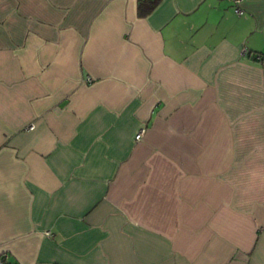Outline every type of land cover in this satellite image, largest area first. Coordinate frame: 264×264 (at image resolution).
<instances>
[{
  "label": "crops",
  "instance_id": "0c3cea01",
  "mask_svg": "<svg viewBox=\"0 0 264 264\" xmlns=\"http://www.w3.org/2000/svg\"><path fill=\"white\" fill-rule=\"evenodd\" d=\"M140 1L0 0L14 264H264V0Z\"/></svg>",
  "mask_w": 264,
  "mask_h": 264
},
{
  "label": "trees",
  "instance_id": "16d2710c",
  "mask_svg": "<svg viewBox=\"0 0 264 264\" xmlns=\"http://www.w3.org/2000/svg\"><path fill=\"white\" fill-rule=\"evenodd\" d=\"M160 0H141L140 3H141V7H140V10H141V13H147L149 12L150 10H152L158 3H159Z\"/></svg>",
  "mask_w": 264,
  "mask_h": 264
},
{
  "label": "built area",
  "instance_id": "2783aa9c",
  "mask_svg": "<svg viewBox=\"0 0 264 264\" xmlns=\"http://www.w3.org/2000/svg\"><path fill=\"white\" fill-rule=\"evenodd\" d=\"M236 4L240 3L242 0H234ZM237 13H242V10L240 8L236 9ZM244 52H246V48L244 49ZM143 133V130H141L138 134H137V138L139 139L141 137ZM0 264H14L13 262H11L7 256L5 255H0Z\"/></svg>",
  "mask_w": 264,
  "mask_h": 264
}]
</instances>
